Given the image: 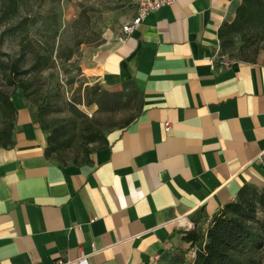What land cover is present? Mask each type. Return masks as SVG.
Wrapping results in <instances>:
<instances>
[{"label": "crops", "instance_id": "1", "mask_svg": "<svg viewBox=\"0 0 264 264\" xmlns=\"http://www.w3.org/2000/svg\"><path fill=\"white\" fill-rule=\"evenodd\" d=\"M240 2L177 0L84 58L88 80L131 86L139 101L84 162L46 157L15 96L13 143L0 146V264L192 260L185 233H205L243 185L264 188V57L228 58L218 37Z\"/></svg>", "mask_w": 264, "mask_h": 264}, {"label": "rangeland", "instance_id": "2", "mask_svg": "<svg viewBox=\"0 0 264 264\" xmlns=\"http://www.w3.org/2000/svg\"><path fill=\"white\" fill-rule=\"evenodd\" d=\"M32 11L24 7L18 16L34 14V22L23 30L0 37V88L26 100L32 117L48 135L56 131L63 142L50 158L74 163L89 156L103 144L87 143L90 134L108 138L137 113L139 101L131 86L109 91L87 79L84 58L108 50L122 26L129 21L133 7L129 0H31ZM17 18L0 27V33ZM236 38L224 51L228 58L264 57V41L242 47ZM24 51L18 74L8 67ZM49 58L48 65L31 70L34 57ZM70 54L71 57L66 59ZM23 72V73H22ZM10 80L14 85H9ZM2 119L0 116V128ZM262 218V214H258ZM187 256H191V250ZM191 258V257H190ZM264 264V245L261 250Z\"/></svg>", "mask_w": 264, "mask_h": 264}, {"label": "trees", "instance_id": "3", "mask_svg": "<svg viewBox=\"0 0 264 264\" xmlns=\"http://www.w3.org/2000/svg\"><path fill=\"white\" fill-rule=\"evenodd\" d=\"M31 0H0V27L17 18L1 31L0 37L7 33L23 30L34 22V14L18 16L24 7L32 11ZM221 51L231 47L234 39L239 38L244 47L248 43L264 41V0H241L235 10L234 18L224 23L218 30ZM24 51L8 67L11 76L18 74L19 62ZM71 57L70 54L66 59ZM246 60H252L243 58ZM47 56L37 54L31 70H39L48 65ZM23 73V72H22ZM15 83L10 80L9 85ZM17 109L10 94L0 88V146L12 145L13 122ZM130 119L127 124L131 121ZM45 156L50 158L62 147L60 135L50 132L46 135ZM106 143L104 136L90 134L87 143ZM88 157L74 163L84 162ZM262 214V218L258 214ZM185 242L194 248V257L187 260L186 256L170 258L167 264H262L261 250L264 245V188L256 189L243 185L237 192L234 201L225 204L212 217L205 233L194 230L187 231Z\"/></svg>", "mask_w": 264, "mask_h": 264}, {"label": "built area", "instance_id": "4", "mask_svg": "<svg viewBox=\"0 0 264 264\" xmlns=\"http://www.w3.org/2000/svg\"><path fill=\"white\" fill-rule=\"evenodd\" d=\"M177 0H129L134 9V15L126 24L122 26L123 34L132 33L143 21L145 16L154 12L162 6H167L175 3ZM101 86V85H100ZM102 87V86H101ZM169 123L165 124V129H169ZM89 264L88 255L81 254L74 260L57 259L55 264Z\"/></svg>", "mask_w": 264, "mask_h": 264}]
</instances>
